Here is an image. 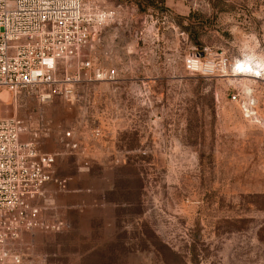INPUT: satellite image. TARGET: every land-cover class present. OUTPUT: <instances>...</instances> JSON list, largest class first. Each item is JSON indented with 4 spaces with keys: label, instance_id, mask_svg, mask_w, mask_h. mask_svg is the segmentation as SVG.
<instances>
[{
    "label": "rangeland",
    "instance_id": "374dc122",
    "mask_svg": "<svg viewBox=\"0 0 264 264\" xmlns=\"http://www.w3.org/2000/svg\"><path fill=\"white\" fill-rule=\"evenodd\" d=\"M103 1L118 19L59 66L80 78L72 100L0 88V117L51 123L40 148L63 151L67 183L52 196L75 202L52 201L64 232L23 236L24 264H264V0ZM193 54L263 76L193 74ZM86 59L117 65L118 81L79 75ZM240 91L256 117L232 101ZM69 128L75 154L57 136Z\"/></svg>",
    "mask_w": 264,
    "mask_h": 264
},
{
    "label": "built area",
    "instance_id": "2783aa9c",
    "mask_svg": "<svg viewBox=\"0 0 264 264\" xmlns=\"http://www.w3.org/2000/svg\"><path fill=\"white\" fill-rule=\"evenodd\" d=\"M119 15V7H109L103 0H0V88L17 97L36 96L42 102L55 97L72 100L80 78L67 71L61 74L60 64L89 44L92 28L105 27ZM230 67L227 57L218 63L195 54L185 59L186 70L193 74L263 76L241 63ZM78 68L79 75L83 72L90 82L112 84L119 79L117 65L86 59ZM231 99L250 117L257 116L255 100L243 91L234 92ZM53 131L44 119L0 117V264H24L17 244L25 234L62 233L69 227L54 211L50 187L66 188L55 169L63 151L40 148ZM94 133L100 135L101 129ZM57 136L63 150L80 151L76 128L59 131Z\"/></svg>",
    "mask_w": 264,
    "mask_h": 264
},
{
    "label": "crops",
    "instance_id": "0c3cea01",
    "mask_svg": "<svg viewBox=\"0 0 264 264\" xmlns=\"http://www.w3.org/2000/svg\"><path fill=\"white\" fill-rule=\"evenodd\" d=\"M57 151V150H56ZM52 191L54 190V186H50ZM54 198V197H53ZM54 204L56 205V208H62V209H65V208H71V207H74L75 205V202L71 200V198L69 197H66V196H55L54 198Z\"/></svg>",
    "mask_w": 264,
    "mask_h": 264
},
{
    "label": "bare ground",
    "instance_id": "6f19581e",
    "mask_svg": "<svg viewBox=\"0 0 264 264\" xmlns=\"http://www.w3.org/2000/svg\"><path fill=\"white\" fill-rule=\"evenodd\" d=\"M240 63L242 64V66L247 67L248 69H252L253 72L257 70V69H256L255 67H253V65L250 64V63H246V62H240Z\"/></svg>",
    "mask_w": 264,
    "mask_h": 264
}]
</instances>
